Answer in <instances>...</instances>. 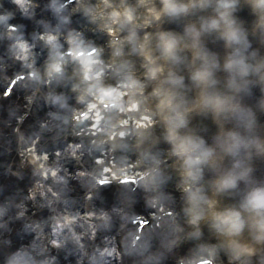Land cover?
Here are the masks:
<instances>
[{"label":"clouds","instance_id":"1","mask_svg":"<svg viewBox=\"0 0 264 264\" xmlns=\"http://www.w3.org/2000/svg\"><path fill=\"white\" fill-rule=\"evenodd\" d=\"M210 2L164 0L156 18ZM236 6L219 0L202 27L157 33L153 46L122 0H52L58 23L40 33L45 56L19 23L26 6L0 0V177L10 182L0 191L16 189L25 211L43 196L52 213L0 264H58L52 248L70 244L78 264H214L221 249L264 264V0H253L251 27ZM213 29L223 56L202 39ZM206 169L217 191L245 183L238 206L216 209ZM205 221L226 242L207 239Z\"/></svg>","mask_w":264,"mask_h":264},{"label":"bare ground","instance_id":"2","mask_svg":"<svg viewBox=\"0 0 264 264\" xmlns=\"http://www.w3.org/2000/svg\"><path fill=\"white\" fill-rule=\"evenodd\" d=\"M22 3H25V0H21ZM95 2V0H93ZM123 3H126L131 11V15L136 17L135 20L131 21L133 24L143 25L146 24V27H138V32L141 36H143L145 33H152L153 34V46H155L156 42L158 41V36H156L157 33L160 32H173L178 35H184L187 32V28L190 24H195L197 27H202L206 21H210L212 18H206L204 19L203 14L209 13L211 15H215L216 7H205L204 11L202 7H197L192 10H190L187 13H180L179 15H170L168 13H165L164 15L160 16L159 19L156 18L157 12L164 7V0H122ZM181 2L188 3L190 0H181ZM29 4H25L26 11H30L32 6H28ZM236 11L234 12L235 15ZM218 15V12H217ZM215 15V16H217ZM214 16V17H215ZM237 20L239 17L237 16ZM150 21V23H149ZM245 26H249L247 23H241ZM202 39L205 43V45L212 51H215L219 53L221 56L225 55L228 51L226 47V41L223 37L220 36L219 31L216 29L210 30L203 34ZM23 47H26V44H22ZM224 47H221V46ZM157 54H159L157 52ZM183 55V53H181ZM189 57L191 56V52H188ZM137 60H142L143 57L137 55ZM183 68V73H188V68L185 65H181ZM205 176H210L211 180L215 178L217 173L213 170L206 169ZM256 176L260 179H264V160H257L256 161ZM210 183V181H209ZM211 184L205 185V190L210 186ZM246 188V185L243 181H241L238 188H229L225 190L217 191L216 188L215 192L213 190V194L210 195L215 200V207H222L223 211L230 209L234 206H238L239 199L236 198V200L233 197L228 198V196L223 197L225 194H233V196H237L240 198V202L243 198L244 189ZM210 189L207 190V192ZM38 209L39 208H46L47 211L49 208L44 205V198L42 196L41 200L38 201ZM222 211V210H221ZM71 219V218H70ZM63 227V225H61ZM43 238L42 241L48 240L49 231L44 232L43 231ZM218 235V233H217ZM55 243H60V241H55ZM214 252L212 253V255ZM229 255V254H228ZM257 262H259V256L254 258ZM230 263H233L235 261L228 260ZM238 263V262H237Z\"/></svg>","mask_w":264,"mask_h":264},{"label":"rangeland","instance_id":"3","mask_svg":"<svg viewBox=\"0 0 264 264\" xmlns=\"http://www.w3.org/2000/svg\"><path fill=\"white\" fill-rule=\"evenodd\" d=\"M216 2H219V0H211V2L215 3ZM253 2V1H252ZM51 4H52V0H35V8H34V12L33 13H30L29 15H31L32 19L30 18L29 21L26 20L25 17L21 16L19 17V23H21V25H26V27H24L22 30L27 34V38L30 39L32 36H35L36 37V33H40L41 32H45L47 30H50V25L51 26H54L56 23H58L57 21V17H56V14L55 12L53 11L52 7H51ZM254 17L255 16H258L257 13L255 12L254 14ZM80 14L78 13L77 14V17H79ZM74 19H76L74 17ZM259 19V17H258ZM77 23H79V20L77 19ZM34 37V38H35ZM21 37H17V47L20 49L21 46L19 45L20 42L19 40L21 41ZM32 39V38H31ZM40 43V46L42 44L41 41H39ZM7 44H8V41L7 40H1L0 41V49L4 48V47H7ZM41 51L43 52V54L46 56L47 55V48H44L42 49L41 48ZM14 192L16 191V189H13V188H9L8 187V190L6 192H0V203H5V202H8L9 205L7 204H0V206H3L2 208H0V217H1V220L2 222H6L4 223V229L5 230H11V226L13 225L12 222L8 223L9 219L6 220L10 214H14L15 211H17V209H19V205L20 203H17V201H15L14 199H11V195L8 194L10 191H13ZM24 191H27V188L25 187L24 188ZM79 191V189H78ZM178 194V193H177ZM225 196H228V198L230 197H233L234 199L237 198V196H233L232 193L231 194H225ZM22 198V196H20ZM178 198V196H177ZM26 204L27 205V209L26 211L29 213V211H32V210H35V206L33 207L31 203L28 202V200L26 201ZM21 210H25L23 209V207L21 208ZM48 216L50 217L51 214H48L46 212H44L43 214L39 215L37 218H35L34 221H43L45 219V217ZM16 232V230L14 231ZM205 233H206V238H210V236L213 235L212 231L210 229L207 228V230L205 229ZM36 237V234H30L27 236V243H31L32 240ZM20 237H17V240L20 242V243H14L13 241H11V246L10 247H6L4 246V241H2L0 243V261H2L3 259V256L5 254V252L9 249V248H16V247H20L22 242L21 240L19 239ZM25 243V244H27ZM75 245L73 244H70L69 247H67V249H70V248H74ZM64 253H61V255H59V259L61 260H64V259H67L68 255L67 253L65 252H68V251H65L63 250ZM74 256H77V255H71V259L74 260V262H72L73 264H75V259H74ZM219 257L221 258H224L225 254L219 252L218 254ZM68 264V263H67Z\"/></svg>","mask_w":264,"mask_h":264}]
</instances>
